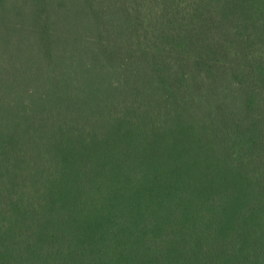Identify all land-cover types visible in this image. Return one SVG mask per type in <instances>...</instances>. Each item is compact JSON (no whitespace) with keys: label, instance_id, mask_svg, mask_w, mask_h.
I'll use <instances>...</instances> for the list:
<instances>
[{"label":"trees","instance_id":"16d2710c","mask_svg":"<svg viewBox=\"0 0 264 264\" xmlns=\"http://www.w3.org/2000/svg\"><path fill=\"white\" fill-rule=\"evenodd\" d=\"M0 264H264V0H0Z\"/></svg>","mask_w":264,"mask_h":264}]
</instances>
